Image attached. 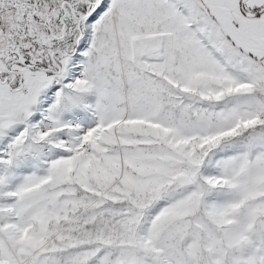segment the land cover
Returning a JSON list of instances; mask_svg holds the SVG:
<instances>
[{
  "label": "snow or ice",
  "instance_id": "6c2138e0",
  "mask_svg": "<svg viewBox=\"0 0 264 264\" xmlns=\"http://www.w3.org/2000/svg\"><path fill=\"white\" fill-rule=\"evenodd\" d=\"M0 264H264V0H0Z\"/></svg>",
  "mask_w": 264,
  "mask_h": 264
}]
</instances>
